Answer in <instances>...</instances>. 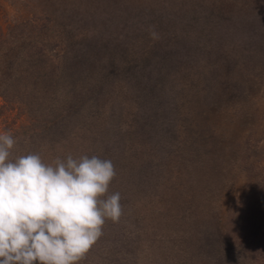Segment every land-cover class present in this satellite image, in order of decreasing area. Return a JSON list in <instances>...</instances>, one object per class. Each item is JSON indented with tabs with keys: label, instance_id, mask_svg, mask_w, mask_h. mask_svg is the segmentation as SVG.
I'll list each match as a JSON object with an SVG mask.
<instances>
[{
	"label": "rangeland",
	"instance_id": "obj_1",
	"mask_svg": "<svg viewBox=\"0 0 264 264\" xmlns=\"http://www.w3.org/2000/svg\"><path fill=\"white\" fill-rule=\"evenodd\" d=\"M134 13L147 32L160 16L158 41L179 38L173 59L182 61L156 81L155 59L132 60L145 62L147 75L133 87V104L108 98L93 118L79 75L59 82L55 106L44 97L27 113L0 98V133L15 138L13 157L38 153L48 163L96 155L113 163V155L121 165L106 196L127 181L143 194L119 193L126 221L106 220L100 243L79 264H96L110 238L108 249L122 247L120 239L133 249L130 236L142 241L141 264H178L186 251L210 264H264V0H0V28L7 32L13 19L29 24L16 29L50 21L47 44L66 50L68 41L90 47L96 29L114 31Z\"/></svg>",
	"mask_w": 264,
	"mask_h": 264
},
{
	"label": "trees",
	"instance_id": "obj_2",
	"mask_svg": "<svg viewBox=\"0 0 264 264\" xmlns=\"http://www.w3.org/2000/svg\"><path fill=\"white\" fill-rule=\"evenodd\" d=\"M158 17L160 20H157L156 25L150 23L148 26L158 33L159 38L163 39L165 33L163 30L165 29H161V25H163L160 24L162 18ZM142 18L143 15L141 14H126L122 27L117 25L114 27L113 22L114 31L113 29L106 30V28L102 31L96 29L95 40L90 43V47H83L81 46L82 43L78 42L69 45L70 41H68L66 50L63 44L57 48H50V45L47 44L48 39L54 38V35L48 29L50 21L47 27L42 23L34 25L33 29L30 26L28 29H16L20 26L28 27L29 24L27 20L18 22L20 20L13 19L14 27L10 26L7 32H3L0 28V98L3 99L6 105L8 103L25 105L27 113L31 112L34 100L39 103L37 99L40 98L45 97L47 99L44 102L47 107L55 106L61 102V97L55 90L59 88V82L64 79L67 83V75H79L85 81V102L92 106L89 111L93 112L89 113L88 117H95L96 112L94 110H99L108 98L113 101L125 100L126 103L133 104L131 98L137 96L133 87L138 84L140 78H145L147 81V75L145 62L132 65V60L139 62L155 59L152 61L155 63L150 67L149 74L157 75L156 81H158L160 75H164L167 65L174 61H182L181 59H173L175 54H181L180 40L174 36L176 31L172 33L175 38L173 42H159L158 39L151 38L150 31H146V24V30H141ZM37 19L35 22L39 23L40 20L37 21ZM37 37H40L39 40H37ZM69 37L68 34L67 39ZM40 40H44V43L41 45L36 44ZM118 41H123L126 45L124 46ZM52 49L61 51L62 54H52L50 53ZM167 57L170 59H167ZM5 73H7V76ZM50 87L54 89L53 92H47ZM25 96L27 100L24 99ZM118 108H120V104ZM51 118L54 119L55 117ZM105 143V141L102 143L103 147ZM108 156L113 158L114 168L115 170L118 169L119 172V165L121 164L113 155ZM126 184L128 186L118 185V188H115V193L118 192L125 197L133 194L136 200L143 196V194L139 195L141 191L137 192L138 189L131 187L130 181H127ZM122 189L127 191L126 195ZM121 206L126 209L121 215L123 220L126 221L127 216H124V214L128 212L129 207L124 203H121ZM131 209L134 210L133 214L141 217V211L138 207L132 205ZM118 223L123 225L121 222ZM135 230L138 232L137 235L143 233L138 229ZM128 233H132L130 229ZM130 238L133 240V244L134 242L136 244L133 245L131 250L125 247L121 239L122 247L117 246L108 249L110 246L109 241H113L110 238L106 245L102 247L105 255L102 257V254H98L96 264H141L140 254L142 249L140 247L142 241L138 237L130 236ZM101 239L99 238L98 244ZM145 242L147 241L145 240ZM155 247L163 249L161 243L159 245L156 243ZM92 249L94 248L92 247ZM186 258L187 262L185 263L182 259ZM192 258L191 254L186 251L181 259H178V264H210L204 260ZM162 263L168 264L164 260H146V264Z\"/></svg>",
	"mask_w": 264,
	"mask_h": 264
},
{
	"label": "clouds",
	"instance_id": "obj_3",
	"mask_svg": "<svg viewBox=\"0 0 264 264\" xmlns=\"http://www.w3.org/2000/svg\"><path fill=\"white\" fill-rule=\"evenodd\" d=\"M15 144L0 133V264H79L106 220L122 215L120 194L106 196L112 161L68 154L46 163L38 153L13 157Z\"/></svg>",
	"mask_w": 264,
	"mask_h": 264
}]
</instances>
